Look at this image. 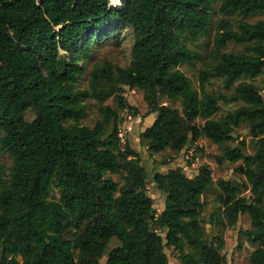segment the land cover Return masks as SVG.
Listing matches in <instances>:
<instances>
[{
	"label": "trees",
	"instance_id": "16d2710c",
	"mask_svg": "<svg viewBox=\"0 0 264 264\" xmlns=\"http://www.w3.org/2000/svg\"><path fill=\"white\" fill-rule=\"evenodd\" d=\"M213 13L211 49H192L212 34ZM258 13L264 0H0V154L12 159L0 167V264H171L167 250L178 264H226L223 234L205 227L213 171L155 173L158 212L140 155L121 136L122 112L140 115L126 87L143 92L145 116L154 117L140 134L152 153L180 154L206 138L219 162L237 164L242 186L218 181L223 229L248 215L249 264H264V96L252 82L264 81V20L250 21ZM112 25L133 31L130 64L96 62L82 88ZM182 65L195 68L197 86ZM90 100L93 126L83 123ZM242 123L249 155L244 141L228 145Z\"/></svg>",
	"mask_w": 264,
	"mask_h": 264
},
{
	"label": "rangeland",
	"instance_id": "374dc122",
	"mask_svg": "<svg viewBox=\"0 0 264 264\" xmlns=\"http://www.w3.org/2000/svg\"><path fill=\"white\" fill-rule=\"evenodd\" d=\"M113 4V1L111 2ZM114 5V4H113ZM219 4L215 5L218 8ZM213 26L212 34L203 36L195 44H190L192 49H197L200 52H208L212 47L213 37L215 33V22L218 19L216 13L212 14ZM264 20V13L255 14L250 18V21L255 22ZM103 34H110L101 42H98L93 47L91 59L86 62L87 71L84 78L80 81V86L85 88L88 84L89 72L93 64L101 62L104 59L111 60L114 64L120 66H128L132 59V45H133V31L128 27L122 25H112L103 31ZM240 49L233 44L229 45V49ZM181 70L185 72L197 86V77L195 68L189 65H182ZM262 90L264 96V81L262 79L253 80ZM125 97L130 105L137 108L140 115L135 117L131 116L129 112H122V122L120 124L121 136L124 141H129L131 146L138 151L142 164L145 167L148 177V190L151 197L154 199V205L158 212L164 206V195L157 189L153 182L155 173H166L173 168H181L188 176H194L199 168L203 165H208L213 171V184L205 191L203 195V202L208 214H214L213 222L209 223V219L205 223L207 231L214 235L223 234L225 247L223 254L226 258V264H249L250 256L254 251V247L245 239H243L241 232L252 228L251 219L248 215H241L235 227L223 229V207L220 203V196L222 190L218 185V181L223 179L233 182L236 186L243 184V177L235 171L237 164L227 161L219 162L222 153L221 150L206 138L200 139L196 144L185 149L180 154H172L170 151L162 152L159 154L152 153L148 147L144 146L143 140L140 137L149 125L152 124L153 115L145 116L148 111L147 103L144 100L143 92L139 89H130L126 87ZM165 104L172 107L180 108L179 102H169L165 99L162 100ZM107 104L115 105L113 99L107 101ZM236 104L222 107V109L215 116L219 119L229 109L236 108ZM88 117L84 120V124L93 126L98 119V107L95 100L89 101ZM34 111H28L25 115L27 121L31 122L35 118ZM246 142V147H242L243 152L249 155L254 152L255 147L252 138L249 135L248 123H242L240 127L236 128L233 133V141L228 145L238 147L241 142ZM242 163V162H240ZM7 168L12 166V159L7 154H0V167ZM115 179L119 177L115 176ZM243 195L249 196L248 190L241 189ZM171 264H178V259L172 250H167ZM106 257L102 259L101 264H105Z\"/></svg>",
	"mask_w": 264,
	"mask_h": 264
}]
</instances>
